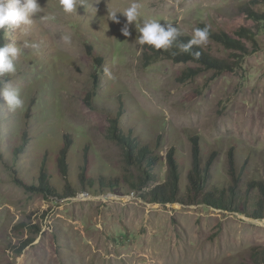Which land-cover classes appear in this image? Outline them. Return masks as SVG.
<instances>
[{"label": "rangeland", "instance_id": "374dc122", "mask_svg": "<svg viewBox=\"0 0 264 264\" xmlns=\"http://www.w3.org/2000/svg\"><path fill=\"white\" fill-rule=\"evenodd\" d=\"M82 2L65 13L59 0H38L25 32L0 31L3 45L21 48L0 87L18 88L24 101L12 112L0 100V264H264V219L249 215L259 198L250 186L264 182V22L243 10L262 15L264 0ZM132 3L137 24L155 19L190 37L207 26L235 40L245 27L255 41L237 50L208 39L202 47L228 71L149 64L135 23L131 36L120 31ZM113 11L120 23L109 20ZM24 41L40 43L39 54ZM114 130L149 146L158 159L149 178L126 162ZM195 142L217 192L235 183L232 160L250 213L190 193ZM170 158L180 192L153 202L147 193L169 180ZM41 183L48 192L33 188Z\"/></svg>", "mask_w": 264, "mask_h": 264}, {"label": "trees", "instance_id": "16d2710c", "mask_svg": "<svg viewBox=\"0 0 264 264\" xmlns=\"http://www.w3.org/2000/svg\"><path fill=\"white\" fill-rule=\"evenodd\" d=\"M244 12L250 17L255 19L258 22H264V14H258L253 9L244 7ZM204 28V27H201ZM181 33V32H180ZM238 39H232L226 34L216 33L209 29V38L223 44L228 48H233L237 50H243L244 44L243 39L247 41H255L256 33L248 28H241L238 32ZM192 37L187 36L183 33L179 36V41L187 43ZM0 46H3V43L0 39ZM192 52H200L198 58L194 57L189 53H181L180 50L173 45L172 48L167 51L160 49L156 50L153 47L145 44L144 45V58L146 63H152L161 59L170 60L175 63H195L198 64L201 68L205 69H216L219 71H228L232 70V66L225 61H222L209 52H207L202 46L197 47L193 46L191 49ZM173 53H176L173 55ZM201 68L197 70H201ZM196 71V70H195ZM116 130V129H115ZM114 130V135H116L119 142L124 148V156L126 162L136 166L138 169L142 170L141 178L145 180L151 175V169L155 167L157 157L153 156L149 150L148 145L139 144L138 140L133 138L131 135L118 134ZM68 143L71 141L68 140ZM65 150L62 151V158L60 160V169L63 173H66L67 165L65 160ZM170 178L162 186H159L157 189H152L147 193L148 198L153 202L167 203L176 198L180 192V181H181V172L178 163L175 159L170 158ZM231 165V174L235 181L234 185L230 187L229 190H222L217 192L209 187L210 184V167L211 162H207L206 166L203 167L202 158L199 153V148L195 142L193 146V163L192 169L187 175L189 182V191L196 199H199L197 202L202 203L208 207H213L220 209L226 212H238V213H250V206L248 202V197H245L242 193L241 187L239 186V178L236 176V172L233 168V162L230 160ZM150 169V170H149ZM44 178L46 176H43ZM148 180L144 181L143 184H148ZM40 187H33L35 190L42 189L44 192H48L50 186L46 184H39ZM251 188H255L259 193V198L257 200L256 209L249 215L255 219H264V182H259L257 184L251 185ZM248 194V185L246 186Z\"/></svg>", "mask_w": 264, "mask_h": 264}, {"label": "clouds", "instance_id": "9594fccd", "mask_svg": "<svg viewBox=\"0 0 264 264\" xmlns=\"http://www.w3.org/2000/svg\"><path fill=\"white\" fill-rule=\"evenodd\" d=\"M78 0H59L60 6L65 13H72L77 8ZM84 6L82 0L80 5ZM139 5L132 3L122 14L126 17V22L120 29L125 37L131 36L130 26L135 23V27L139 30L138 43L140 45H149L156 50L163 49L167 51L173 45L180 50L181 53H189L198 58L200 52H192L193 46H203L209 39V28H195L193 37L184 43L179 41L181 33L173 24H161L158 20H144L141 24H137L139 17ZM42 11V7L38 0H0V31L12 33L17 30L25 32L26 26L31 25L32 17ZM109 20L120 23L117 12L109 13ZM65 43H70V37L65 36ZM23 48H30L36 54H39L41 45L36 42H23ZM21 54V48L16 46L15 41L0 46V77L5 74H14L16 72V61ZM176 53H173L175 55ZM0 100L4 102L9 111L15 112L22 109L24 101L21 99L20 90L11 86L0 87Z\"/></svg>", "mask_w": 264, "mask_h": 264}]
</instances>
